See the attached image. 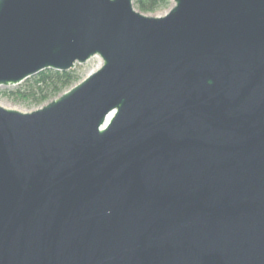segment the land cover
Here are the masks:
<instances>
[{"label": "water", "instance_id": "1", "mask_svg": "<svg viewBox=\"0 0 264 264\" xmlns=\"http://www.w3.org/2000/svg\"><path fill=\"white\" fill-rule=\"evenodd\" d=\"M0 0V264H264V0Z\"/></svg>", "mask_w": 264, "mask_h": 264}, {"label": "trees", "instance_id": "2", "mask_svg": "<svg viewBox=\"0 0 264 264\" xmlns=\"http://www.w3.org/2000/svg\"><path fill=\"white\" fill-rule=\"evenodd\" d=\"M133 3L140 12L155 14L167 9L171 1L133 0ZM79 81V75L74 69L65 72L48 69L28 78L16 87L4 90L2 95L12 102L36 108L57 97Z\"/></svg>", "mask_w": 264, "mask_h": 264}, {"label": "rangeland", "instance_id": "3", "mask_svg": "<svg viewBox=\"0 0 264 264\" xmlns=\"http://www.w3.org/2000/svg\"><path fill=\"white\" fill-rule=\"evenodd\" d=\"M170 8H171V4H170V6L167 9L161 10V11L155 13V14H146V15H150V16H160V15H164ZM100 64H101L100 59L98 57H94V58H91L89 61H87L84 64L76 65V67L74 68V70L78 73L79 78H80V81H81L90 72H92V71L96 70L97 68H99ZM6 89H10V88L0 87V106H2L4 108H9V109H15V110H18V111H21V112H29L31 110H34V109L38 108V107H36V108L29 107V106H26V105H23V104H20V103H16V102H12V101L8 100L7 98H5L2 95V92L4 90H6Z\"/></svg>", "mask_w": 264, "mask_h": 264}]
</instances>
